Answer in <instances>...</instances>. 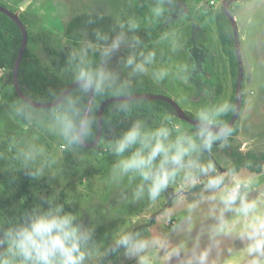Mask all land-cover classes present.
I'll list each match as a JSON object with an SVG mask.
<instances>
[{
    "label": "rangeland",
    "instance_id": "obj_1",
    "mask_svg": "<svg viewBox=\"0 0 264 264\" xmlns=\"http://www.w3.org/2000/svg\"><path fill=\"white\" fill-rule=\"evenodd\" d=\"M226 1L0 0V4L17 14L26 26L27 47L39 63L59 76L46 43L60 53L67 51L68 68L76 72L80 50L89 41L85 37L77 39L79 31L69 33L68 24L85 14L108 16L118 33L124 32L129 39L139 37L138 45L122 44L107 61L99 50L89 49L87 60L96 54L99 65L104 64L117 76L108 90H114L121 82H146L149 94L169 97L193 114L206 104L230 102L235 92L230 61L223 52L216 24V16L222 13ZM158 5L165 9L161 16L153 11ZM229 11L239 27L247 75L242 81L246 101L237 118L238 142L244 152L260 154L264 153V85L260 80H264V0L231 1ZM130 25L136 27L130 30ZM152 29L156 39L146 41L144 34H152ZM150 51L155 52V57L146 65L147 72L132 73L125 66L129 54L135 52L142 59L139 53L146 55ZM248 68H252L254 79H250ZM161 71L166 73L162 77ZM8 74V70L0 71V145L7 142L6 155H0V175L10 167L14 156L46 184L33 189L36 205H43L41 197H55V204H63L65 211L78 214L77 222L93 231L90 248L95 245L99 252L86 264L115 248L120 234L131 233L149 220H155L147 239L151 243L140 254L147 258V264H264V230L249 227L256 217H264V162L261 174L246 168L238 173L247 185V199L256 202L255 210L247 216L223 212L218 190L208 185L203 190L210 192V197L192 203L195 194L191 190L203 182L195 175L196 167L176 172L159 196L151 199L147 185L139 192L138 177H113L116 157L108 148L112 140H102L96 148H78L68 143L56 123L59 110L36 109L24 103L8 84ZM166 116H172L174 122L192 132V125L178 114L154 112L139 120L156 127ZM219 165L224 168L227 162ZM227 174L225 170L221 172ZM225 183L230 185L231 179ZM18 205L17 192L5 188L0 179V207L13 210ZM126 263L141 264L138 256L130 254Z\"/></svg>",
    "mask_w": 264,
    "mask_h": 264
},
{
    "label": "clouds",
    "instance_id": "obj_2",
    "mask_svg": "<svg viewBox=\"0 0 264 264\" xmlns=\"http://www.w3.org/2000/svg\"><path fill=\"white\" fill-rule=\"evenodd\" d=\"M156 16L164 14L165 9L158 5L154 10ZM130 25V30L135 28ZM98 41H108L107 35L97 33ZM139 44V37L129 39L124 32L118 33L110 43L94 45L91 41L80 50V63L74 75L79 90L85 94H102L115 83L117 76L104 64L92 67L87 60L88 51L99 50L105 61L119 50L122 44ZM75 55V54H74ZM133 52L124 60L132 73H145L146 65L153 62L155 52L146 55ZM166 73L161 71L162 77ZM120 109L127 112L128 105L122 103ZM231 108L227 100L215 104H206L193 111L195 131L189 132L187 126L174 122L172 116L156 127L148 126L142 120H135L118 137L110 141L109 150L116 160L112 166L114 178L138 177L141 181L139 192L147 185L151 199L159 196L174 177L176 172L186 167H197L196 156L202 148L210 147L225 131L221 117ZM60 134L72 144L77 143L90 129L92 121L82 115L78 106V97L68 95L56 115ZM219 129L218 131L214 129ZM201 171L204 170L203 166ZM33 175H36L35 173ZM230 178L231 184L225 180ZM208 187L218 190L223 212H236L247 216L255 210L256 202L247 199V185L234 171L227 176L219 175L209 179ZM244 191H241V188ZM44 207L37 204L25 210L21 216L7 223L0 224V264H86L93 255L99 254L92 245L93 231L78 221V214L65 211L63 204H55V197H41ZM238 201V203H237ZM249 227L254 231L264 230V217H256ZM150 241L138 234L122 233L115 239V247L133 256H138L141 264H147V258L140 255L150 245Z\"/></svg>",
    "mask_w": 264,
    "mask_h": 264
},
{
    "label": "trees",
    "instance_id": "obj_3",
    "mask_svg": "<svg viewBox=\"0 0 264 264\" xmlns=\"http://www.w3.org/2000/svg\"><path fill=\"white\" fill-rule=\"evenodd\" d=\"M0 5L6 8L3 4ZM216 24L223 52L230 61L235 92L229 102L231 105L230 110L221 117L225 129H228V131L224 135L220 134V138L213 141L210 147L202 148L196 156L199 166L195 169V175L203 182L191 190V192L195 194V198H192L190 201L194 204L198 199L210 197L211 193L204 192L203 188L208 185L211 177L221 175V172L224 170L228 173L234 171L236 174L244 168L257 174L263 172L261 164L264 162V153L244 152L242 150V145L238 142V136L240 133L239 119L233 126L229 127L238 105L243 109L245 104L246 97L243 94L245 91V83H241L240 90L242 96L239 98L237 95L239 63L236 55L232 24L224 10L221 14L216 16ZM67 31L69 33H77V31H79L80 33L76 34L77 39L85 37L88 41L98 44L110 43L111 39L118 34L117 27L108 16L97 14H85L83 16L75 17L68 24ZM98 32L107 35L109 40L106 42L98 41L96 38ZM143 38L146 41L155 40L156 31L152 29V34H144ZM22 44L23 34L18 25L7 15L0 12V71L3 69L9 71L7 82L11 86H13L14 69ZM46 48L49 55L52 57L54 65L58 66V71L61 73V76L44 68L27 47L18 70L17 80L22 93L29 100L35 103L51 104L56 102L66 89L75 83V72L68 68L69 62L67 51L60 53L52 48L49 43H46ZM88 62L92 67H96L99 65V58L94 54L93 58H90ZM246 76L247 75L244 74V78ZM149 93L150 86L148 83L135 81L132 84L121 82L114 90H107L99 95L95 94L94 103L89 117L92 124L90 129L83 136L84 142L87 144H93L96 141L99 127V109L105 100L112 97H125ZM69 95L78 97V106L82 110V115L85 116L90 94H85L76 87ZM62 103L55 109L60 110ZM122 103L128 105L127 112L120 109L119 105ZM154 112L177 114L173 106L160 100L119 101L108 104L104 109L101 141L114 140L126 130L133 121ZM186 115L191 120L195 121L192 113L186 112ZM194 131L195 126L192 125V132ZM10 137H12L11 134L9 135V138ZM6 144L7 142H4L0 145L1 157L6 155ZM72 144L75 147L82 148L79 141ZM11 158L12 162L10 167L4 174L0 175V179L5 188H12L17 192L19 205L18 209L13 210H7L0 207V224H4L5 226L8 222L19 218L21 213L25 210H30L34 207L36 204L34 201L33 189L45 187L46 185L37 173L25 165L21 160L14 156ZM221 161L227 162V166L221 168L219 165V162ZM200 166L204 167L203 171H201ZM34 173L36 175H33ZM207 173L211 176H205ZM61 195L62 198L65 197L64 193ZM43 205L44 207H47L44 202ZM154 223L155 220H149L146 224L137 227L131 233L138 234L139 237L148 239L151 236L150 230ZM128 255L129 254L124 248L115 247L91 264H130L126 263Z\"/></svg>",
    "mask_w": 264,
    "mask_h": 264
},
{
    "label": "water",
    "instance_id": "obj_4",
    "mask_svg": "<svg viewBox=\"0 0 264 264\" xmlns=\"http://www.w3.org/2000/svg\"><path fill=\"white\" fill-rule=\"evenodd\" d=\"M231 1H239V0H227L224 4V11L226 12L228 18L231 21L232 24V28H233V38L235 41V47H236V55L238 58V63H239V78H238V83H237V95L240 98L241 95V83L243 81V77H244V63H243V57H242V51H241V42H240V36H239V27L238 24L234 18V16L231 15L230 11H229V4ZM0 12H2L3 14L7 15L10 19H12L19 27V29L21 30L22 34H23V44L21 47V50L19 52V57L18 60L16 62V66L14 69V75H13V88L16 92V94L18 95V97L27 105L36 108V109H42V110H46V109H52V108H56L58 107L63 101L64 99L72 92L73 89H75L77 87L76 82L73 83L72 85H70L66 91L63 93V95L54 103L51 104H42V103H35L31 100H29L27 97L24 96V94L22 93L19 84H18V80H17V75H18V70L20 67V64L22 62V59L24 57V53L27 49L28 46V30L26 28V26L23 24V22L20 20V18L18 17L17 14H15L14 12L10 11L7 8H4L0 5ZM94 97L95 94H90V99H89V103H88V107L85 113V118L90 117V113L92 110V106L94 103ZM137 100H160V101H164L169 103L171 106H173V108L176 110V113L179 115V117L195 126V121L191 120L187 115L186 112L179 106L178 103H176L173 99L166 97V96H162V95H155V94H141V95H134V96H125V97H112L109 98L107 100H105L99 109V127H98V135L96 138V141L93 144H87L84 142L83 137L79 140V143L82 147L85 148H96L102 139V132H103V117H104V109L105 107L113 102H119V101H137ZM240 105H238L236 112L232 118V121L230 123V126H233L236 123V120L238 118L239 112H240ZM216 131H218L219 129H214ZM228 131V129H225V131L222 133L223 135ZM84 136V135H83Z\"/></svg>",
    "mask_w": 264,
    "mask_h": 264
},
{
    "label": "crops",
    "instance_id": "obj_5",
    "mask_svg": "<svg viewBox=\"0 0 264 264\" xmlns=\"http://www.w3.org/2000/svg\"><path fill=\"white\" fill-rule=\"evenodd\" d=\"M244 40H242V42H243ZM243 50H244V48H243ZM245 61V60H244ZM248 70H249V73H250V79H254V76H253V74L251 73L252 72V68H248ZM263 78V77H262ZM260 79L261 81H262V86L264 85V80L263 79ZM252 84H254L255 85V83H253V80H252ZM262 90V89H261ZM264 92V91H263ZM248 99H249V96H248ZM262 115V114H261ZM260 115V116H261ZM248 120V119H247ZM243 125L246 127V122L245 121H243Z\"/></svg>",
    "mask_w": 264,
    "mask_h": 264
}]
</instances>
